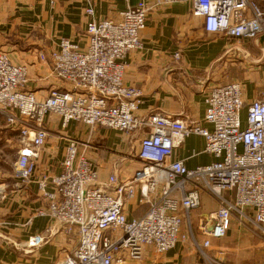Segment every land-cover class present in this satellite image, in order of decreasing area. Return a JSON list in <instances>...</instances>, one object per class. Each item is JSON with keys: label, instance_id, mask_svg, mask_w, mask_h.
<instances>
[{"label": "built area", "instance_id": "built-area-1", "mask_svg": "<svg viewBox=\"0 0 264 264\" xmlns=\"http://www.w3.org/2000/svg\"><path fill=\"white\" fill-rule=\"evenodd\" d=\"M180 1L193 3L194 14L204 18L209 33L238 40L264 35V0L143 1L123 11L121 21L96 20L89 4L85 49L62 38L57 48L39 53L69 84V88H52L43 99L26 87L28 67L13 63L0 50V113L20 131L15 163L20 181L29 182L35 174L38 151L48 137L44 120L49 113L60 115L63 127L79 120L141 137L137 154L141 166L129 179H121L115 170L101 180L87 156L88 143L68 138L61 171L38 180L47 205L36 213L51 218L53 224L48 236L33 234L26 245L40 246L57 229L75 237L74 246L56 264H128L143 258L146 245L159 253L168 251L180 238V210L189 219L190 211L200 205L201 190L219 203L210 214L209 237L202 244L196 242L209 264L222 263L207 253L211 237H226L235 219L264 236V94L247 105L240 81L213 86L206 98L209 129L163 113L139 116L142 90L124 81L128 53L143 47L141 34L148 13ZM193 133L205 137L204 151L214 160L189 168L171 157L174 148ZM133 200L148 204L140 217L126 213V203Z\"/></svg>", "mask_w": 264, "mask_h": 264}, {"label": "crops", "instance_id": "crops-1", "mask_svg": "<svg viewBox=\"0 0 264 264\" xmlns=\"http://www.w3.org/2000/svg\"><path fill=\"white\" fill-rule=\"evenodd\" d=\"M143 1L154 0H0V50L13 63L28 67L26 87L43 99L52 88H69V84L53 73L49 62L40 59L41 51L57 48L62 38L85 49L87 23L91 19L86 12L89 4L94 6L96 20L121 21L123 11ZM141 38L143 47L128 53L124 74L127 85L142 90L136 111L139 116L163 113L211 129L205 114L206 98L213 86L240 81L247 105L264 94V35L251 41L209 33L204 18L194 14L191 1L153 8ZM176 53L180 55L178 59ZM44 126L47 140L38 151L33 178L24 183L15 176L20 131L0 113V143H12L17 151L13 169L0 170V264H56L63 258L65 235L59 229L35 249L25 247L33 234L48 236L47 230L53 224L51 218L36 213L47 205L38 180L61 171L68 138L88 143L87 156L101 180L115 170L121 179H129L141 166L137 155L141 137L136 133L92 127L79 120L63 127L62 117L56 113L46 115ZM205 146V137L193 133L174 148L171 160H183L189 168L210 163L214 156L204 151ZM200 200L199 207L190 211L189 219L180 210L183 221L175 247L159 253L146 245L143 258L128 264H209L196 242L202 244L209 237L213 225L210 214L219 203L205 190L200 191ZM147 209L148 204L136 200L125 205L131 218L142 216ZM207 253L220 258L221 264H264V236L235 219L226 237H211Z\"/></svg>", "mask_w": 264, "mask_h": 264}, {"label": "rangeland", "instance_id": "rangeland-1", "mask_svg": "<svg viewBox=\"0 0 264 264\" xmlns=\"http://www.w3.org/2000/svg\"><path fill=\"white\" fill-rule=\"evenodd\" d=\"M242 55L245 56V53L243 54V52H241V56ZM245 115H246V111L243 112L244 118H245ZM16 156H17V151L13 148L12 143H9V142L7 143L5 142L2 144L0 143V170L3 172L11 171L13 169V161L16 159ZM51 237L49 235V238ZM49 238H47L46 241ZM64 239L65 240L63 241V243H65L66 245L63 250H66V251H64L63 257L66 255V253L70 251V248L74 246L75 241H76L75 237L65 236ZM25 248H27V250H32V249H35L36 247L26 246Z\"/></svg>", "mask_w": 264, "mask_h": 264}]
</instances>
